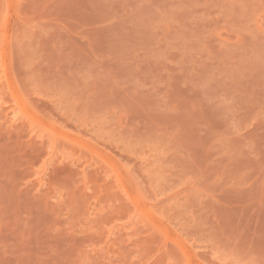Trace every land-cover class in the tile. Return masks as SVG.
<instances>
[{
    "label": "rangeland",
    "instance_id": "rangeland-1",
    "mask_svg": "<svg viewBox=\"0 0 264 264\" xmlns=\"http://www.w3.org/2000/svg\"><path fill=\"white\" fill-rule=\"evenodd\" d=\"M0 264H264V0H0Z\"/></svg>",
    "mask_w": 264,
    "mask_h": 264
}]
</instances>
